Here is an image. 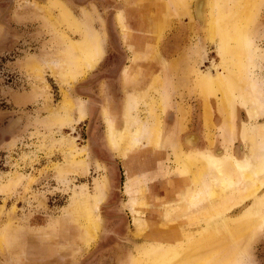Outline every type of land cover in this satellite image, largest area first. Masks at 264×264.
I'll return each instance as SVG.
<instances>
[{
    "label": "rangeland",
    "instance_id": "374dc122",
    "mask_svg": "<svg viewBox=\"0 0 264 264\" xmlns=\"http://www.w3.org/2000/svg\"><path fill=\"white\" fill-rule=\"evenodd\" d=\"M58 1L78 29L50 0H0V264H148L155 244L193 238L202 227L190 218L165 223L164 208L190 188L187 164L245 162V133L264 124V115L252 121L236 97L226 121L217 95L202 93L198 78L218 72L222 57L218 40L190 28L194 0L181 14L166 0ZM261 3L251 33L252 52L260 53L254 75L264 88ZM86 31L95 32L102 52L74 80L61 60ZM163 61L170 69L158 94ZM150 95L161 103L159 143L121 156L108 128L118 137L129 119H145ZM189 136L197 137L191 148ZM263 196L264 186L256 198ZM251 204L225 217L236 221ZM133 218L145 224L140 236ZM82 226L96 227L90 244ZM255 241L246 264H264V229Z\"/></svg>",
    "mask_w": 264,
    "mask_h": 264
},
{
    "label": "bare ground",
    "instance_id": "6f19581e",
    "mask_svg": "<svg viewBox=\"0 0 264 264\" xmlns=\"http://www.w3.org/2000/svg\"><path fill=\"white\" fill-rule=\"evenodd\" d=\"M50 1L61 8L67 24L78 29L79 24L67 7L65 8L58 0ZM166 4L173 13H188L186 0H166ZM261 5V0L191 2L190 28L196 29L202 40L211 42L218 40L217 48L222 57L220 64L218 63L220 70L215 71L214 75H203L198 78L197 83L203 94L217 95L219 109L225 115L226 121L230 118L229 114L236 97L243 106L249 108L252 121L264 115V88L262 81L254 75L255 69L259 67V61L256 60H260V53L252 52L254 43L251 33ZM117 21L123 26L121 18ZM83 38L76 43L69 42L67 53L61 60L65 74L74 80L83 76L102 52L95 32L86 31ZM169 65L162 62L164 70L158 77L155 89L159 90L158 94L165 91V76L168 75H165V71L168 72ZM160 105L161 103L158 104L150 95L148 101L144 103L146 108L147 106L150 108L146 109L145 119L140 117L129 119L118 137L114 135L113 127H109L110 146L119 152V155L124 156L141 144L158 145ZM130 106L132 107L131 103ZM228 123L224 130L231 134ZM196 138L186 137L185 144L193 147ZM245 139L247 152L245 151L246 159L243 163L231 159H224L226 161L206 159L201 162L193 160L186 163V169L191 175L190 188L186 190L187 192H182L181 197L170 207L164 208L165 223H180L181 219L190 218L197 220L191 222L194 224L197 222L202 227L193 238H186L170 245L169 242L168 245L155 244L150 250L151 259L148 264H246V255L264 229V196L261 199L256 198L257 192L264 186V124L255 127L254 132L245 133ZM249 200H252L251 207L236 221H230L225 217V213L231 208ZM129 206L133 207L132 204ZM133 222V232L140 236L145 230V224L136 218ZM94 229L96 230V227L88 231L82 226L85 243L90 244L93 241ZM133 261L136 264L141 263L138 259Z\"/></svg>",
    "mask_w": 264,
    "mask_h": 264
}]
</instances>
